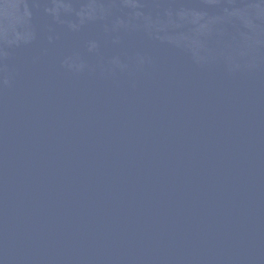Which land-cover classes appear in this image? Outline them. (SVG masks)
<instances>
[{
  "label": "water",
  "instance_id": "water-1",
  "mask_svg": "<svg viewBox=\"0 0 264 264\" xmlns=\"http://www.w3.org/2000/svg\"><path fill=\"white\" fill-rule=\"evenodd\" d=\"M0 264H264V0H0Z\"/></svg>",
  "mask_w": 264,
  "mask_h": 264
}]
</instances>
